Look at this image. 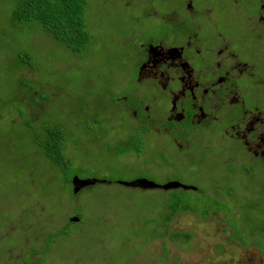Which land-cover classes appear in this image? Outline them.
Listing matches in <instances>:
<instances>
[{
  "label": "flooded vegetation",
  "instance_id": "1",
  "mask_svg": "<svg viewBox=\"0 0 264 264\" xmlns=\"http://www.w3.org/2000/svg\"><path fill=\"white\" fill-rule=\"evenodd\" d=\"M84 3L81 16L88 47L71 55L41 32L46 39L42 48L63 52L56 65L65 68L79 63L90 70L96 65L98 72L103 66L104 78L76 79L65 90L51 75L38 85L30 76L24 79L28 83H21L23 77L14 69L19 59L9 45L0 47V88L24 94V113L30 119L52 116L61 106L68 112L61 121L78 126L80 121L70 116L84 112H79L84 95L86 110L112 112L113 122L81 118L89 130L79 135L86 145L109 151L114 142L113 154L124 156L145 142L141 148L157 155L154 163L184 167L185 180L167 183L190 187L177 189L194 196L199 212L207 215L204 222L212 221L215 231L224 226L221 232L229 235L227 242L236 251L241 247L256 252L246 256V264L264 263V0ZM103 37L106 44L99 49ZM45 75L41 70L40 80ZM6 98L0 96L1 108ZM19 110L11 115L12 124L22 121ZM112 124L117 127L111 129ZM133 136L139 139L136 145ZM144 157L152 158L149 153ZM191 213L198 216L187 211L177 217ZM188 233L193 240V231ZM224 251L217 248L219 254ZM243 256L237 264L244 262Z\"/></svg>",
  "mask_w": 264,
  "mask_h": 264
},
{
  "label": "rangeland",
  "instance_id": "2",
  "mask_svg": "<svg viewBox=\"0 0 264 264\" xmlns=\"http://www.w3.org/2000/svg\"><path fill=\"white\" fill-rule=\"evenodd\" d=\"M14 6L15 0H0V47L6 48L11 45L13 47V55L19 54L20 52L25 54L26 51H31V54H28L31 55L33 64L46 73L45 76L47 79L51 80L49 78L51 75L53 78H56L58 82H61L60 85L62 83H70L76 79H85L87 76H92L96 79L104 78L107 69L103 66L99 67L98 72H96V65H93L90 70H83L82 65H79V63L73 64L69 68L57 64L59 66L58 68L56 65V56H62L63 52H60L57 47L51 50L39 46L35 49H29L23 44H19L16 37V35H18L17 28L14 30L12 24ZM100 41L99 49H102L106 44L104 42V37L101 38ZM84 65L89 64L84 63ZM3 66L4 68L7 67L6 64H3ZM4 82L5 81H2L1 83ZM9 83H11L10 80ZM68 87L69 85L66 88L69 89ZM0 96L8 97L0 109V134L11 132L14 134L25 133L22 121H17V123L14 124L10 122L12 113L19 108L25 110L27 99L23 98L24 94L0 88ZM85 104L89 106L88 102H85ZM85 104L81 102L79 108V112H84L82 114L73 113L70 116L71 120L75 118L80 121L81 118H86L90 121L92 119H98L104 123L113 122L112 117L115 115L112 112H105L95 107L86 110ZM55 113L48 117L50 119L59 118L60 124L66 126L67 135L70 136V140H74V142L78 143L79 135H87L89 133V130L85 129V123L81 121L78 126L69 124V122L63 123L61 121L62 119H60V117L65 119L66 115H68L64 107L61 108L60 106L59 112L55 111ZM48 117L47 114H42L41 116L43 120H46ZM39 124H41V122ZM116 127L115 124H112L111 129H115ZM91 137L94 138L95 133H91ZM132 138H135V141H133L136 145L139 140L138 137L133 136ZM113 144L115 143H111L109 151H106L102 146L94 144H87L86 146L81 145L80 147L72 145V153L70 156L67 155L69 158L68 161L72 163L74 169L81 168V165L79 162L75 161V158L81 159L84 162L82 165L83 169L80 171V175H78L80 178L99 179L112 182L110 185L97 184L93 186V188L89 190L91 191L89 194L90 196L85 194L76 208L66 211V215L68 214L67 216L71 213H75V210H77V212L82 211L83 217L91 221H101V219H104L100 234L102 235L101 237H103L101 239L102 244L110 250L108 251L110 252L109 257L106 261L96 260L95 258L90 259L89 257L81 259L80 256L74 257L67 251L56 252L54 250L52 256L48 259V264H98V262L99 264H126L130 261H134V264H148L147 262L165 264L164 249H166L168 253L169 263L167 264H172V262H177L179 264H237V260L241 253L244 255V262H242V264H246V256H250V254L253 256L257 255L255 251L251 249L248 251L241 247H238L236 251V247L234 245H229L227 242L229 235L221 232L224 226L215 231L212 221H207V223L201 221L200 218L193 213L183 214L175 218L174 222L172 221L173 223H171L172 225H170L171 233L193 231L194 238L189 248L186 247L185 242L179 240L171 242L168 238L153 240L145 247V250H143V239L138 238L136 241L129 243L127 237L132 231L136 234L139 232V236H143L142 238H144L145 229L141 227V224L145 221H150V224H155L154 227H149L151 229L156 228V225L160 224L157 221L159 220V212L163 208V206L161 207L162 200H170L173 203L179 197L184 203L188 201L194 205L196 199L192 194H185L178 189L168 192L161 189L145 191L126 188L117 184L116 182L119 181L129 182L134 179L142 178L163 185L174 178L185 180L186 173L185 168L178 166L176 163L173 164V167H170L168 162L157 163L155 161L157 164L154 163L153 158L157 155H153L146 147L141 148V144L145 146V142H142L136 148L129 149L124 156H116L113 154L116 150V146ZM161 149L162 147L160 145L155 146L156 151L160 152ZM148 153L152 158L144 157ZM143 157L147 160L143 159ZM5 158L6 157L3 155L0 156V164L3 163ZM141 165L147 166V168L145 169ZM152 165H156L160 167V169H152ZM11 176L12 175L7 174L4 169L0 170V219L7 221L14 216L12 208V190L18 188L17 184H19L20 191H25L26 193L25 196L20 197L19 205L23 206V211L20 209V211L17 210L18 217L16 223L24 220V223L27 225L35 227V220L32 214L34 210L32 203H34V198L40 197L42 193L48 192V188L47 186H43L37 193V191H33L32 184L28 182V179L21 180L19 183L14 182V180L12 181ZM32 180L35 181L33 178ZM40 201H42V203L44 202V200ZM152 208L156 210L154 214L147 213V211L152 210ZM60 221L61 224H63L65 221L64 217H61ZM12 223L13 222H11L10 226L1 231L4 236L0 237L3 248L12 246L5 254L6 264H15L18 261L20 264H28L32 261L30 258V256L33 255L32 248H35L39 243L41 244V248L43 241H39L36 236L31 235L28 239H23L21 242L16 240L17 243L14 245L12 240L9 242L8 239L10 238L8 237H16V235L25 234L26 232L23 230L29 227ZM87 226L88 225H84L83 227L85 228ZM74 231H77V233L73 235L76 241H84L89 238L87 230L81 232L74 229L73 232ZM38 235L40 236V233H38ZM68 239L73 240L71 238ZM255 241L257 246H259L258 248H261L259 238L255 237ZM220 246L225 249L224 254H219L217 252V248ZM182 249H184V251ZM42 252V249L37 251L39 254ZM233 252L235 253L233 254ZM48 255L50 254H47L46 258H48Z\"/></svg>",
  "mask_w": 264,
  "mask_h": 264
},
{
  "label": "trees",
  "instance_id": "3",
  "mask_svg": "<svg viewBox=\"0 0 264 264\" xmlns=\"http://www.w3.org/2000/svg\"><path fill=\"white\" fill-rule=\"evenodd\" d=\"M84 8V0H15L12 24L14 30L17 28V32H19L16 35L19 44L22 45L23 41V44L29 49H35L38 46L43 47L46 39L40 36L42 32L47 35L46 38L59 42L66 50L64 52L68 54L75 55L77 52L85 50L88 47V34L81 16V10ZM25 27L29 28L26 40L24 36ZM10 48L13 47L10 45ZM28 53L31 54V51H26L25 54L20 52L15 55L19 61H15L17 63L14 65V69L16 73L23 77L21 83H28L24 79H28L29 76L34 79L33 82L37 85L40 82L44 83L48 79L40 80L41 70L33 64L31 55ZM28 71H31V73ZM68 85L69 83H63L61 87L65 90ZM85 97L86 95L82 96L80 101L83 102ZM35 103V101H31L30 105ZM24 111L23 109L19 110V114L25 133L14 134L11 132L0 134V156L6 157L3 163L0 164V170L4 169L7 174L12 175L11 180H14V182L20 183L21 180L28 179V182L32 184L33 191H37V193L43 186H47L48 192L42 193L40 197L34 198L33 196L35 200L32 203L34 208L32 214L35 220V227L27 225L23 219V221L16 223L17 210L20 211L23 207L19 205L20 197L25 196L26 193L25 191H20V185L17 184L18 188L12 190L14 216L7 221L0 219V237L4 236L1 231L10 226L11 222L19 226H28L29 228L23 230L26 232L25 234H19L16 237L9 236L8 238L10 239L6 238L9 242L12 240L14 245L17 243L16 240L21 242L23 239H28L31 235L36 236L39 241H43L41 248L40 243L35 248H32L33 255L30 256L32 261L28 264H48V259L52 256L54 250L56 252L67 251L74 257L80 256L81 259L89 257L90 259L95 258L96 260L106 261L110 255V252H108L110 250L102 244L101 239L103 237L100 234L104 219L91 221L83 217L82 211L77 212V210L69 216H67L68 214L66 215V211L76 208L81 198L85 194L89 195L91 193L89 190L93 188V186L85 187L76 194L72 190V179L75 176L79 177L78 175H80L84 163L81 162V159L75 158L81 168L74 169L72 163L68 161V156L72 153L74 145L78 147L81 145L85 146L86 138L78 136L79 145L74 142L71 143L72 146L68 144V142L70 143V136L67 135L66 126L60 124L58 117L55 119L46 118V120L38 117L30 119V115L26 116ZM60 119L64 120L62 117ZM80 121L86 125L85 120L80 119ZM14 122L17 123V121ZM40 122L41 124H39ZM67 122L71 124L70 121H65L64 123ZM121 153L123 152H119V154ZM146 197L149 198L148 196ZM40 200H44V202L42 203ZM161 203L163 208L159 212V220L157 221L160 224L156 225V228L151 229L149 227H154L155 224L145 221L141 224V227L145 229L144 238L139 236V232L136 234L132 231L127 237V241L132 243L138 238L143 239V250H145V247L153 240L168 238L171 242L176 240L185 242L186 247L189 248L192 234L188 232L171 233L170 225L172 221L179 214L187 211L198 213L201 221H204L207 215L199 212L197 209L199 205H195L196 202H194V205L188 201L184 203L179 197L173 203L170 200H162ZM155 211L152 208L147 213L154 214ZM61 217L65 219L63 224L60 221ZM72 217H77L79 219L78 222H71L70 219ZM84 225H88L85 227L86 229L83 227ZM74 229L81 232L87 230L89 238L84 241L74 240L75 237L73 235L77 233V231L73 232ZM38 233H40V236ZM11 247L3 248L0 242V264L7 263L5 254ZM41 249L43 252L41 254L37 253ZM182 250L184 251V249ZM47 254H50L48 258H46ZM164 254L165 264H167L169 262L166 249H164ZM15 264H20V262L18 261ZM126 264H134V261ZM172 264L179 263L172 262Z\"/></svg>",
  "mask_w": 264,
  "mask_h": 264
},
{
  "label": "water",
  "instance_id": "4",
  "mask_svg": "<svg viewBox=\"0 0 264 264\" xmlns=\"http://www.w3.org/2000/svg\"><path fill=\"white\" fill-rule=\"evenodd\" d=\"M97 184H104V185H110L111 182L107 180H99V179H81L79 177H73L72 179V190L73 193H78L81 189L88 187V186H94ZM117 184L131 189H140V190H154V189H161V190H170V189H177L182 188L183 190H187L190 187L184 186L175 182L166 183L163 185L156 184L153 181L147 180V179H136L129 182H122L119 181ZM77 217H72L70 219L71 222H78Z\"/></svg>",
  "mask_w": 264,
  "mask_h": 264
}]
</instances>
